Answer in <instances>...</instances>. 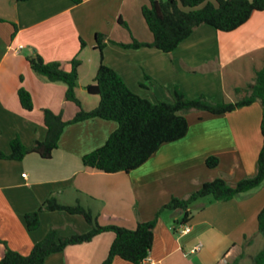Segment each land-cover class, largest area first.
Returning <instances> with one entry per match:
<instances>
[{
	"label": "crops",
	"instance_id": "crops-1",
	"mask_svg": "<svg viewBox=\"0 0 264 264\" xmlns=\"http://www.w3.org/2000/svg\"><path fill=\"white\" fill-rule=\"evenodd\" d=\"M145 4L148 0H83L79 4L0 0L1 151L9 153L15 137L25 146L43 140L44 109L65 121L79 110L65 100L64 83L48 81L31 68L30 56L57 61L66 71L76 57L80 63L75 94L81 108L90 110L98 104L99 96L89 94L85 90L88 83L80 82L84 69L91 81L96 73L100 61L97 32L106 36L102 61L130 90L154 102L172 101L174 86L187 98L204 94L215 102L236 101L235 88L252 81L264 65V10L253 12L231 31L200 25L171 52L118 45L133 38L152 41L141 12ZM21 87L31 96L30 110L19 100ZM185 116L188 129L182 138L162 143L145 162L127 172L105 173L82 163V156L101 146L117 127L115 121L102 118L66 124L49 158L32 152L20 160L0 159V257L6 247L28 254L50 227L57 228L61 236L90 229L80 215L43 210L38 227L28 230L25 214L38 210L50 196L62 204L81 203L100 225L133 229L138 221L151 220L173 196L186 197L218 176L235 185L255 173L262 146L258 101L222 114L192 110ZM211 155L218 163L209 168L205 160ZM263 205L264 181L229 200H196L191 205L195 207L192 217L185 223L191 228L187 233L180 232L185 225L180 222V208L163 210L143 264H254L260 249L244 256L238 245L246 240ZM113 239V232H102L88 242L49 254L43 264H101ZM198 244L200 248L192 251ZM111 264L132 263L115 256Z\"/></svg>",
	"mask_w": 264,
	"mask_h": 264
},
{
	"label": "trees",
	"instance_id": "trees-1",
	"mask_svg": "<svg viewBox=\"0 0 264 264\" xmlns=\"http://www.w3.org/2000/svg\"><path fill=\"white\" fill-rule=\"evenodd\" d=\"M70 1L79 4L83 0ZM262 10L264 0H148V4L142 6L141 12L152 34V41L143 42L133 38L130 43L117 44L125 48L153 47L163 52H171L200 25L207 24L220 31H231L246 22L253 12ZM119 22L126 26L121 19ZM94 37L100 61L92 81L85 86V90L89 94L99 96L98 104L90 110L81 108L75 94L77 67L80 63L76 57L71 60L69 71L62 69L57 61L45 62L39 55L28 57L30 66L36 73L48 81L66 85L65 100L74 102L79 110L72 119L65 121L60 114L44 109V139L34 140L30 146H25L15 137L10 141L9 153L0 150V159L20 160L32 152L49 158L57 147L66 124L89 118H102L115 121L117 127L101 146L82 156V163L105 173L127 172L145 162L162 143L180 139L186 134L188 121L185 113L202 110L222 114L258 101L261 105L262 146L256 161V171L253 175L241 178L235 185H230L223 177L218 176L202 183L186 197L173 196L156 211L151 220L138 221L133 229L115 224L100 225L92 211L81 203L62 204L50 196L38 210L25 214L28 230L38 227L39 211L43 210H60L80 215L89 224L90 229L83 233L75 232L69 236H61L57 228L50 227L28 254H21L6 247L0 257V264H43L49 254L61 251L68 245L88 242L105 231L113 232L114 239L101 264H111L115 256L132 264H143L149 254L153 242V228L161 211L180 208V222L185 224L192 217L191 205L196 200L204 197H209L210 202L229 200L258 187L264 181V65L256 71L253 82L244 88H235V92L241 96L236 101L215 102L204 94L187 98L178 86H174L172 101L154 102L130 90L122 77L102 61L106 36L97 32ZM18 96L25 109H32V99L26 89L19 88ZM217 163L218 158L214 155L205 160L209 168L215 167ZM256 222L258 232L264 235V205L257 213ZM254 264H264V245L255 255Z\"/></svg>",
	"mask_w": 264,
	"mask_h": 264
},
{
	"label": "rangeland",
	"instance_id": "rangeland-1",
	"mask_svg": "<svg viewBox=\"0 0 264 264\" xmlns=\"http://www.w3.org/2000/svg\"><path fill=\"white\" fill-rule=\"evenodd\" d=\"M96 54H99V51ZM84 68H86V65ZM83 73H84V75H82L80 77V82H82L84 84L91 82V80H89V73H87V69H84ZM143 77H141L142 81L146 82L145 81L146 79ZM253 81H254V79L252 81L248 82L246 85H248L249 83H251ZM84 84H82V85H84ZM245 86H243L242 88H244ZM83 94H85V91L83 92ZM234 98L238 99V98H241V96L236 94L234 91ZM206 198H209V197L201 198V199L197 200V202H201V200L204 201V200H206ZM191 208H192V210L195 209V207L194 208L191 207ZM165 210H167V209H165ZM251 224H252V228H251L246 240L244 242H241L240 245H238V247L240 249L242 248L241 251H243L242 254H244V256H247L248 254H251V253L255 252L256 250L258 251V249H261L262 246L264 245V235H262L258 232L256 222H254L252 220ZM240 241H242V240H240ZM205 259L207 260V258H205Z\"/></svg>",
	"mask_w": 264,
	"mask_h": 264
},
{
	"label": "built area",
	"instance_id": "built-area-1",
	"mask_svg": "<svg viewBox=\"0 0 264 264\" xmlns=\"http://www.w3.org/2000/svg\"><path fill=\"white\" fill-rule=\"evenodd\" d=\"M23 175H25V174H23ZM190 229H191L190 226L187 225V224H185V225H183V227H182V229L180 230V232H181V233H187V232L190 231ZM199 248H200V244H198L197 246H195V247L192 249V251H197ZM144 261H145V259L143 260V263H144Z\"/></svg>",
	"mask_w": 264,
	"mask_h": 264
}]
</instances>
